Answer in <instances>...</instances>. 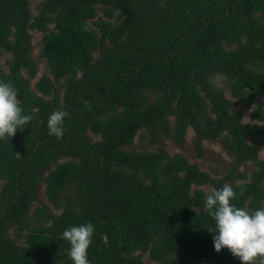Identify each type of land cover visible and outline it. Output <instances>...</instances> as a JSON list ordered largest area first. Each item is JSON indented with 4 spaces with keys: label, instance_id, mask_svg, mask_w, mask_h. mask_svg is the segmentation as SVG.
I'll return each mask as SVG.
<instances>
[{
    "label": "trees",
    "instance_id": "1",
    "mask_svg": "<svg viewBox=\"0 0 264 264\" xmlns=\"http://www.w3.org/2000/svg\"><path fill=\"white\" fill-rule=\"evenodd\" d=\"M38 10L0 0V51L10 54L0 82L32 116L0 139V264H72L62 233L87 222L91 264H241L214 250L201 186L227 183L237 207L264 206V0H42ZM32 29L50 68L34 85ZM58 109L68 113L60 138L46 126ZM250 110L261 122L244 121ZM189 128L200 156L204 140L230 151L228 173L163 146L126 149L141 129L153 144L170 134L182 144ZM248 162L250 175L240 171ZM42 183L48 203L34 207Z\"/></svg>",
    "mask_w": 264,
    "mask_h": 264
},
{
    "label": "clouds",
    "instance_id": "2",
    "mask_svg": "<svg viewBox=\"0 0 264 264\" xmlns=\"http://www.w3.org/2000/svg\"><path fill=\"white\" fill-rule=\"evenodd\" d=\"M68 115L64 109L52 111L47 118V131L50 136L60 138L63 135L64 118ZM32 119L24 114L13 85L0 82V139L12 137L17 129H23ZM243 186L240 191H243ZM234 188L225 183L221 188L213 189L206 195L203 209L214 219L212 242L214 250L219 252L227 248L241 264H264V206L249 211L237 207L231 201L235 199ZM95 225L91 222L66 227L62 237L69 244L67 253L72 264H91L88 259V247L92 240Z\"/></svg>",
    "mask_w": 264,
    "mask_h": 264
},
{
    "label": "rangeland",
    "instance_id": "3",
    "mask_svg": "<svg viewBox=\"0 0 264 264\" xmlns=\"http://www.w3.org/2000/svg\"><path fill=\"white\" fill-rule=\"evenodd\" d=\"M41 1L42 0H30L31 11L34 15L38 14L39 12L38 6ZM99 15L102 16V13L100 12ZM31 34H32V40L34 44L33 55L39 62L38 73L32 81L34 85L36 80L39 79V77L42 76L43 74L50 75V68L47 64L46 58L40 57L41 48H42L41 38H42L43 32L36 30V29H32ZM98 55L99 53L97 52L96 56ZM9 56H10L9 53L0 51V62L5 63L6 59ZM63 91H64V88H63V81H62L61 84L58 85V94L60 95V97H62ZM226 95L229 98H232L234 100L235 109L240 107L237 100L233 98V96L231 95V92L229 89L226 90ZM254 106H263V100L261 98H256L254 102ZM251 112L252 111L250 110L245 114L244 121L247 123L261 122V120L253 118L251 116ZM170 120H171L172 128L174 129V126H175L174 119L171 117ZM88 135L95 141L101 138L100 135L94 134L92 131H88ZM159 146L165 147L172 155L177 154V153H182L186 155L191 163L197 164L202 170L207 171L211 175L217 176V177L224 176L226 173H228L232 168V163L234 160L233 155L230 153L229 150L223 147L220 140H215V141L204 140L201 145L203 148V155L200 156L199 150L195 145V132L192 128L188 129L185 141L182 144L178 143L171 134L164 136L161 142L153 144L151 143L149 139V134L147 130L141 129L140 131H138L133 141V144L127 146L126 149L131 150V151H154ZM259 158L260 159L264 158V142H261V150L259 153ZM67 159H68L67 157H63L60 161H65ZM254 168H255V163L248 162L240 168V171L246 172L248 175H250L251 171ZM201 188L207 193H210V191L212 190L211 185L201 186ZM0 190H1V186H0ZM44 190H45V184L42 183L37 189L38 200L34 202V207L39 204L40 200L48 203V200L46 196L44 195ZM66 192L72 193V188H68ZM54 211L56 213L61 212V210H55V209ZM8 235L12 239L16 240L18 243H21L23 241V238H20L17 236L16 230L14 227H11L8 230ZM143 258L147 262L151 261L148 253H144Z\"/></svg>",
    "mask_w": 264,
    "mask_h": 264
}]
</instances>
